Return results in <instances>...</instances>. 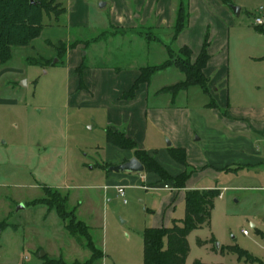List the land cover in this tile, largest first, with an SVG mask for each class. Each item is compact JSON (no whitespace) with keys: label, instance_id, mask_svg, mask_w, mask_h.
<instances>
[{"label":"rangeland","instance_id":"374dc122","mask_svg":"<svg viewBox=\"0 0 264 264\" xmlns=\"http://www.w3.org/2000/svg\"><path fill=\"white\" fill-rule=\"evenodd\" d=\"M155 1L57 0L66 13L59 18L45 16L42 34L25 47H14L11 60L0 63V264H44L46 259L61 258L68 264H84L91 260L85 237L71 236L54 210L49 213L45 204L34 203L47 198V187L52 188V197L55 191L68 196L67 209L75 210L77 219L89 227L95 246L104 252V257L93 264H144L145 229L170 227L173 219L184 217L183 193L176 192L172 183L168 184L171 189L159 182L156 189H151L147 185L152 181L147 179L134 186L124 184L123 198L115 186L121 183L118 176L127 173L101 167L106 163L115 165L119 155L126 152L107 143L108 108H120L121 114L124 109L116 100H103L109 84H101L98 72L114 69L130 74L135 68L172 59L173 66L153 76L148 108H182L188 101L195 106L203 100L210 101L197 87L180 95L165 90L159 94L161 89L186 80L177 65L184 55L176 44L170 56L166 46L165 50L160 48V42H148L144 36L111 27L117 3L125 2L138 15L153 8ZM102 3L106 4L104 8ZM191 3L194 16L203 15L208 24H215L216 18L231 33L244 38L242 47L234 38L231 91L236 109L259 116L264 111V59L250 56L264 58V35L254 29L256 18L264 17V0H230L229 5L221 0ZM220 7L226 8L230 17L220 16ZM233 7L241 8L240 15L234 13ZM117 9L122 10L119 6ZM155 22L146 25L145 31L169 43L172 28L156 27ZM140 40L156 47L139 48ZM77 42L78 55L75 49L70 57V51L67 57L61 55L62 44ZM28 59L42 65H30ZM76 82L82 87L79 95H75ZM102 87L103 96L97 97ZM254 138L258 139L255 149L264 160V131L255 133ZM169 142L170 137L165 135L161 145L169 146ZM158 155L167 164L163 154ZM210 172L201 185L221 191L222 196L215 200L211 227L189 235L186 264L196 260L217 263L211 249L220 243L238 244L250 253L262 254L264 240L251 224L264 232V162L236 172ZM244 230L249 235H243ZM213 235L217 242L211 241ZM198 239L206 241L207 246H199ZM41 252L46 257L39 258ZM236 258L228 253L225 262L232 264Z\"/></svg>","mask_w":264,"mask_h":264},{"label":"crops","instance_id":"0c3cea01","mask_svg":"<svg viewBox=\"0 0 264 264\" xmlns=\"http://www.w3.org/2000/svg\"><path fill=\"white\" fill-rule=\"evenodd\" d=\"M188 1L190 13L189 24L179 35L173 47L175 44L178 49L185 46L189 47L193 52L192 61L194 62L202 50L206 34L209 33L210 44L208 52L210 60L204 69V74L209 79V92L206 93L200 87L193 86L181 91L179 95L182 92L188 93L193 88L197 87L210 98V101L203 100L197 106L193 105L195 103L188 101L182 108L171 105L165 108L154 107L149 109L147 103L149 101L148 91L150 84L142 85L133 100H122V95L128 92L138 79L142 67L135 68L133 73L130 74L122 72L117 73L114 69L99 70L101 71L98 72L101 74V84L104 86L106 81L109 86L105 89L107 91L105 96H103L104 87L100 90L97 89L99 90L97 92V97L103 96L105 102L116 100L119 103L118 105L124 109V113L121 114L119 113L120 108H108L107 120L105 123L106 129L113 128L125 131L129 137L136 141L140 149L154 156L174 177L181 174L185 169L170 157L168 149L170 147L186 149L188 162L191 167L195 169V173L187 182L186 189H174L178 193H183V201L186 191L214 189L210 186L201 185L204 176L211 173L210 171H214L215 174L220 172H236L246 168H256L264 162V160L259 157V150L255 149V146L258 145V139L254 138L255 133L264 131V126H260L262 124L264 125V111H262L259 116H254L246 109L243 111L236 109L234 105L235 101H233L235 97L234 95L232 96L233 93L231 91L233 43L235 48L234 38L235 40L237 39L236 43H239L238 40L240 41L239 44H241V47L245 45L243 44L244 41H242L244 38L241 34L239 35V33H231V30L225 25H220L216 18L215 24H208V20L206 21L203 15L194 16L191 0ZM177 2V0H156L153 8L141 11V13L138 12V15L130 11L125 2L123 4L117 3L116 6L113 7L114 16L111 21V27L120 30L124 29L126 32H133L137 36H139L136 32L137 28L146 27V25L155 21L156 27L165 26L167 28H172L175 22ZM117 6L122 9L121 12H119ZM220 8V16L224 18L230 17L226 8ZM210 28H212L211 32ZM254 29L264 35V29L260 26L254 24ZM171 39L172 35L169 43L163 42L162 45H159L160 48L165 50V46L171 44ZM138 43L137 45L139 48L154 49L156 47V44L153 43L145 42V44H142L143 42L141 40ZM256 45H259L258 41ZM74 51L77 55L79 54V48H75ZM72 53L73 51L71 50L69 57ZM250 58L254 60L264 59L256 56H250ZM104 76L107 77L106 80L103 79ZM78 83L79 82L75 83V95H79L78 90L81 88ZM85 89H89L88 86H86ZM188 95L189 94H187V97ZM211 102H214L215 105L210 106ZM258 126H260L261 129H259ZM165 135L170 137L171 146L161 145ZM117 149L121 152H126V154L123 156L119 155V159L114 163L115 165L111 163H106L105 165H110V167L117 166L135 158L132 151L122 150L118 147ZM158 154H163L164 158L167 160L165 162H167L168 165L158 159ZM171 165L173 168L168 167ZM102 166L104 165H101V167ZM118 178L121 183L117 184L115 186L116 188H125L124 184L134 186V183H139L147 179L152 181H150L151 183L147 185V187L156 189L158 186L157 183L159 182V177L156 174H149L146 172L139 174H123L118 176ZM160 185L164 186V184ZM143 187L146 188L145 185ZM168 189H171V187H168ZM220 196H222V193ZM182 219L173 220L179 221ZM209 227H211V225ZM251 227L255 228L257 233L260 234L264 240V232L258 230L253 223ZM243 235L245 234L243 233ZM247 235H249V232ZM203 242H205V245L202 247L207 246L206 241ZM234 245L238 244L224 245L220 243L219 248H212L211 250L215 252L218 258L217 263L213 264H227L225 259L229 252H222L221 247ZM250 254L260 259L264 264V251L262 254L256 252H251ZM232 264L248 263L239 261L237 257L236 261Z\"/></svg>","mask_w":264,"mask_h":264},{"label":"trees","instance_id":"16d2710c","mask_svg":"<svg viewBox=\"0 0 264 264\" xmlns=\"http://www.w3.org/2000/svg\"><path fill=\"white\" fill-rule=\"evenodd\" d=\"M229 5L230 0H221ZM66 13V9L57 0H0V63L6 64L12 58L14 47H25L37 39L44 29L45 16L54 15L59 18ZM190 19L189 1L178 0L175 11V22L172 27L171 44L166 45L168 54L171 56L175 48L173 44L179 35L188 27ZM150 30L152 28H149ZM120 30V29H119ZM118 30V31H119ZM126 32V30H121ZM149 31V30H148ZM137 34L144 36L148 42H160L161 39H155L151 32H146L145 27L139 28ZM107 34V33H103ZM79 43L70 46L62 44L59 47L61 55L67 57L69 51L75 49ZM210 44V35L206 34L202 50L197 59L192 61V50L185 46L178 49L179 53L184 55L182 61L177 62L179 68L185 73L186 80L176 85L169 86L160 90L171 93H179L190 87L197 86L204 92H209V79L204 74L210 55L208 47ZM30 65H42L35 59H28ZM63 63V61H60ZM173 60L169 59L162 64L147 66L140 69V75L132 88L125 92L122 100H133L137 91L142 85H149L153 76L165 69L173 66ZM82 67L79 68V71ZM82 88V87H81ZM215 103L211 102L210 106ZM107 143L114 145L122 150H129L134 153L145 167V172L156 174L159 177V183L168 186L172 183V188L176 190L186 189L187 182L195 173L187 159V151L184 148L170 147L168 153L170 157L179 165L184 167V171L178 176H172L159 161L151 156L147 151L140 149L135 140L127 135L125 131L108 128L106 131ZM109 171L110 165L102 166ZM169 187V186H168ZM50 187L46 188V197L34 201L35 204H45L48 212L55 211L57 216L65 223V230L75 238L85 237L86 247L91 254V260L84 264H93L97 259L104 257V252L95 246L93 238L89 232V227L78 220L75 210L67 209L68 196L62 197L60 192L55 191L53 197ZM221 192L217 189L209 190H189L185 193V216L182 220H173L171 227L147 228L144 231V264H186L190 254L189 235L205 226L211 225L212 212L215 208V200ZM54 198V199H53ZM51 200H55L51 202ZM212 242H217L214 237ZM198 245L204 246L205 242L198 239ZM222 252H229L237 255L239 261L248 264H263V262L251 255L248 251L240 248L238 245L221 247ZM44 264H68L61 259H46ZM70 264H82L79 261ZM194 264H203L196 260Z\"/></svg>","mask_w":264,"mask_h":264},{"label":"water","instance_id":"95a60500","mask_svg":"<svg viewBox=\"0 0 264 264\" xmlns=\"http://www.w3.org/2000/svg\"><path fill=\"white\" fill-rule=\"evenodd\" d=\"M101 8H104L106 4H101ZM233 11L236 15H240L241 8L240 7H233ZM55 63L58 62V60L54 61ZM169 146H171V142H169ZM109 171L111 172H118V173H127V174H139L145 172V167L144 165L136 158H132L131 160L117 165V166H111L109 167ZM217 248H219V244L217 245ZM46 257L45 252H41L39 254V258H44Z\"/></svg>","mask_w":264,"mask_h":264},{"label":"built area","instance_id":"2783aa9c","mask_svg":"<svg viewBox=\"0 0 264 264\" xmlns=\"http://www.w3.org/2000/svg\"><path fill=\"white\" fill-rule=\"evenodd\" d=\"M261 11L264 12V7H261ZM256 25L257 26H260V27H262L264 29V17H258V18H256ZM165 187L168 188V186H165ZM118 191H119V195L124 198L125 197V189L123 187H119L118 188ZM125 203H127L126 200H125ZM243 233L245 235H247L248 234V231H243Z\"/></svg>","mask_w":264,"mask_h":264}]
</instances>
